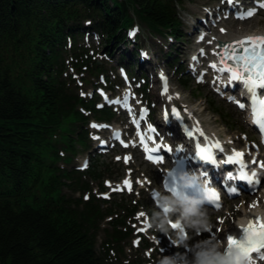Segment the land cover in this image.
I'll return each instance as SVG.
<instances>
[{
	"label": "trees",
	"instance_id": "1",
	"mask_svg": "<svg viewBox=\"0 0 264 264\" xmlns=\"http://www.w3.org/2000/svg\"><path fill=\"white\" fill-rule=\"evenodd\" d=\"M181 3L0 0V264H114L111 253L123 251L132 229L123 231L122 209L114 212L91 185L104 190L110 164L94 159L81 171L69 166V155L89 150L90 119L108 122L115 113L83 96L72 73L110 83L113 50H120L115 63L132 69L141 50L138 35H129L136 25L152 38L183 40ZM85 35L98 36L112 60L90 54ZM173 53L163 58L188 86L192 79L181 76L184 65ZM209 108L231 127L216 101Z\"/></svg>",
	"mask_w": 264,
	"mask_h": 264
},
{
	"label": "rangeland",
	"instance_id": "2",
	"mask_svg": "<svg viewBox=\"0 0 264 264\" xmlns=\"http://www.w3.org/2000/svg\"><path fill=\"white\" fill-rule=\"evenodd\" d=\"M240 1L241 0H239V2ZM246 2L251 4L253 1L246 0ZM225 3L226 0H182L179 9L182 18V31L186 36L183 37V40L178 42H174L172 38L167 39L166 36L161 37L158 35L152 38L142 26V29L140 28V32L138 31L137 34V44L145 49L147 56L144 58L140 56L134 58L133 60L136 65L134 70L129 71V69H126V71L127 73L129 71L132 77L129 87L136 92V104L148 102L153 113L151 117L152 120L160 118L163 104L169 102L182 107L189 122L195 125L199 124L202 131H205V134L218 137L229 148L247 150V147L254 148V145L257 144V137L255 132L246 123L243 112H240L234 104L227 102L226 98L221 96V93L214 91L218 86L211 83L213 81L212 77L204 78V81L197 87L195 81L196 73L192 76L190 71L187 70V61L191 58V55H195V53L201 49L199 48L200 46L203 47L205 58L211 61L214 56L213 53L216 51V38L222 40L228 39L230 36L239 32L264 30V11H260L255 17L242 22L233 20L232 16L229 18H220L223 15V10H220V8L224 7ZM210 12H215V16H212ZM191 23H193V27H190ZM214 24L218 26L216 30L213 29ZM221 29H225V31L221 32ZM199 33H202V35L206 34L202 40L199 38ZM85 39H87V37ZM92 43L93 46L91 49L98 52L99 58L103 56V52L99 51L100 43L95 39ZM169 43H171V45ZM121 45L120 47L122 48ZM168 45H170V48ZM129 47H131V45ZM169 50H173L174 58L177 57L185 66L182 77L188 80L192 78L188 86L179 84L180 80L178 75L173 71L172 67H170V64L167 63V60L163 58V52ZM119 51L120 50L112 51V56L114 57L113 63L108 64L107 68L108 74L110 75L109 79L120 84V87L116 85L112 92L120 93L122 90L121 86H124V82L121 83L117 81L116 71L118 66L115 64L119 56ZM139 59L143 60L141 61L143 62L141 66ZM208 60L203 62L204 67H207ZM159 73H165L170 79L169 90L164 96L159 95ZM80 76H82V74H78L76 79L78 83H80L81 91H83L82 93L84 94L94 91L92 89L93 86L95 88V86L99 85L102 81V79L99 81V78H97V80H90L89 77L85 76L84 82L81 83ZM113 78H115V80H113ZM137 83L143 86L138 87V85H136ZM225 95H227V93H225ZM169 97H171V99H169ZM211 101H216L218 105L223 108L224 113L229 115L228 118L230 119L231 127L226 126L227 123L225 120L213 113L209 108V106H211ZM97 103H102V100H99ZM115 111L114 122L119 123L120 120L123 119V125L126 126L124 116L121 115L118 110ZM92 124L96 123L91 121L89 125L85 126L92 134L90 138V154L88 155V153L85 152L77 154L76 152L73 155H69L71 161L69 166H74L79 169L83 158H88L91 162H93L92 160L94 159H100V161H105V163L110 164L107 170L109 178H105L102 181L103 185L106 187L104 193L100 194L98 190L100 187L99 182L91 183L93 187L92 191L93 193L96 191V195H101L103 197L107 196L108 198L106 199H109L111 203L115 205L113 208L114 212L117 213L118 208L122 209L121 214L124 220L122 224L123 231L127 230L128 227L133 229V237L129 241L123 243V251L117 254L111 253L110 258L112 262L114 264H156L161 255H172L178 250L185 252L186 249H178V246L171 245V240L164 234L152 233L149 228L145 227V222L148 219V211L150 207L154 205V202L150 198V192L154 187L159 185L158 175L160 170L144 162L137 155L136 150L132 151V157L127 160V163L122 155L126 150L120 147H106L104 148L106 153L99 155L97 152H100V149L97 148V139L94 137L99 138L100 136L107 138L108 128H93L91 127ZM232 126H234V128H232ZM173 137L176 141L178 140L177 133H174ZM253 152H255L254 149ZM60 154L64 155L65 152L61 150ZM258 154H261L260 150ZM60 164L63 165L62 163ZM124 179H129L132 184L131 191H129L128 188L124 189L122 184ZM106 182L109 183L106 184ZM113 183L117 186H121L124 189L123 192H111L110 189ZM263 194L264 181L255 194H252L253 198L251 200H246V195L244 194L240 197L225 199L220 209L215 211L210 210L215 225L214 228L209 232L198 235L197 239L215 238L221 242H225L226 231L232 228L235 219L242 214L244 210L252 209L256 197ZM135 206L137 207L136 212L130 214ZM124 207L126 209H124ZM110 218L111 217H107L103 221L102 227H108L107 221ZM99 242L100 236L98 239V243Z\"/></svg>",
	"mask_w": 264,
	"mask_h": 264
},
{
	"label": "snow or ice",
	"instance_id": "3",
	"mask_svg": "<svg viewBox=\"0 0 264 264\" xmlns=\"http://www.w3.org/2000/svg\"><path fill=\"white\" fill-rule=\"evenodd\" d=\"M227 2L231 4L234 0H227ZM261 7H264V4H261ZM254 15H256L255 9H249L241 16V18H251ZM220 31L224 32L225 29H221ZM130 35L134 36L135 32L130 33ZM201 39H203V37H201ZM218 48L220 51H214L213 54L218 56L221 66L218 67L216 63H213L211 67L218 73H226L228 75L229 84L239 83L242 85L247 94L248 104L251 109V123L256 126L260 130L262 136H264V35L245 36L231 43L218 45ZM161 81L163 84L162 94H167L168 83L163 73H161ZM81 94L84 95V93ZM100 94L105 97V100H107V96L102 90L100 91ZM127 96L128 94H125L124 106H127ZM169 99H171V97H169ZM229 99L233 100L241 110L245 109V103L234 100L233 97H229ZM112 103L120 104L121 101L117 99L116 101H112ZM129 112H131V109H129ZM172 114L177 119H181L175 108L172 109ZM141 115H143V111L141 112ZM165 119H167V115ZM133 123L137 122L134 120ZM137 126L139 127V125ZM91 127L101 128L107 126L92 124ZM149 131H155V129L149 125ZM187 134L189 137L192 136L191 131H187ZM137 135L140 136L141 143H145L146 140L150 139V137L144 136L140 132H137ZM114 136L116 139H119L120 134L114 133ZM94 138L98 139V137ZM121 143L123 144V141H121ZM123 146L128 147L127 144H123ZM215 148L223 151L219 143L215 144ZM149 151L155 152L157 149L149 150L145 147V152ZM196 154L203 160H213L214 157V153L210 149L201 148L199 144H197ZM243 156V153L237 152L235 158L229 156L227 162L247 167V165L243 163ZM147 158L150 161H153L152 155H148ZM160 159L159 156L155 157L156 161ZM127 160L128 158H125L126 163ZM239 179L246 180L249 184L255 183L259 185L260 183L259 180L254 181L250 176L245 175L243 172L240 173ZM108 183L109 182H106V184ZM124 184L128 187V190L131 191L130 182L125 180ZM233 191L235 190L233 189ZM105 198L108 197L105 196ZM206 198L209 201L216 202L217 208L220 206L218 203L220 198L215 190L207 189ZM85 199H88V197L86 196ZM172 227L175 229L178 226L173 224ZM241 228L243 229V237L241 239H235L231 235L227 237L228 248L226 252H230L233 247H236L245 251L250 258L256 254L255 258L257 260L264 261V219L260 217L249 219L248 224L246 226H241Z\"/></svg>",
	"mask_w": 264,
	"mask_h": 264
},
{
	"label": "clouds",
	"instance_id": "4",
	"mask_svg": "<svg viewBox=\"0 0 264 264\" xmlns=\"http://www.w3.org/2000/svg\"><path fill=\"white\" fill-rule=\"evenodd\" d=\"M199 179L198 173L181 176L185 188L192 187ZM157 191L156 203L148 211L147 226L152 233L164 234L178 249L187 251L161 255L156 264H264L236 247L226 252L227 242L215 238L197 239L215 226L210 210L203 207V199L184 192L169 194L162 186H158ZM255 215L264 217V206L258 207ZM173 224L178 227L174 229Z\"/></svg>",
	"mask_w": 264,
	"mask_h": 264
},
{
	"label": "bare ground",
	"instance_id": "5",
	"mask_svg": "<svg viewBox=\"0 0 264 264\" xmlns=\"http://www.w3.org/2000/svg\"><path fill=\"white\" fill-rule=\"evenodd\" d=\"M232 5H234V3H232ZM225 6L228 8V4H227V1H226V3H225ZM190 27H193V23H191L190 24ZM217 24H214L213 25V29L214 30H216L217 29ZM216 41H226V39H222V40H220V39H218V38H216ZM218 51V50H217ZM203 62H204V58H203ZM141 65H143V62H141L140 61V66ZM147 65H149V64H147ZM146 65V66H147ZM198 66H201V65H199V63H198ZM148 67V66H147ZM189 71H190V73L194 70H197V68L195 69V68H189L188 69ZM225 79V77L224 78H217V82H218V85H219V88H220V86L223 84V81H225L224 80ZM228 90V89H227ZM168 126H171V123H168ZM198 127V129H199V131L201 130V128H200V126H197ZM198 131V132H199ZM205 132V131H204ZM203 131H200L199 133L201 134H205ZM221 146L223 147V144L221 143ZM253 198V195H246V200H251ZM257 200H258V198H257ZM258 207H261L259 204H257V205H255V207H253L252 209H248V210H244V212L242 213V214H240L236 219H235V222H234V224H233V226H232V228L230 229L231 231H234V232H236V233H241V226H246L247 225V222L249 221V219L251 218H255V210L258 208ZM245 217H247V220H245ZM256 217H258V216H256ZM260 218H262V219H264V217H260ZM227 241V236L225 237V242ZM255 255L256 254H254V257H255Z\"/></svg>",
	"mask_w": 264,
	"mask_h": 264
},
{
	"label": "water",
	"instance_id": "6",
	"mask_svg": "<svg viewBox=\"0 0 264 264\" xmlns=\"http://www.w3.org/2000/svg\"><path fill=\"white\" fill-rule=\"evenodd\" d=\"M222 44H223V42H220V43H219V45H222ZM242 237H243V234L239 237V239H241ZM239 239H238V240H239Z\"/></svg>",
	"mask_w": 264,
	"mask_h": 264
}]
</instances>
